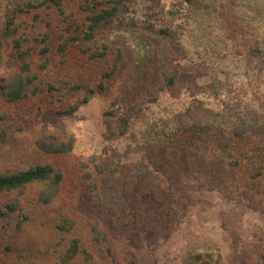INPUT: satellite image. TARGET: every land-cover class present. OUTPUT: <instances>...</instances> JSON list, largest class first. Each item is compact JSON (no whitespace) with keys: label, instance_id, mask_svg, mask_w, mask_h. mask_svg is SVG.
Segmentation results:
<instances>
[{"label":"rangeland","instance_id":"rangeland-1","mask_svg":"<svg viewBox=\"0 0 264 264\" xmlns=\"http://www.w3.org/2000/svg\"><path fill=\"white\" fill-rule=\"evenodd\" d=\"M13 2L21 0H0V25L11 12ZM195 3L178 6L176 0H138L132 14L134 21L150 18V23L161 24L166 23L165 18L173 12L170 18L176 44L172 45L174 53L170 55L168 73L174 77V88L158 90L161 82L146 70L142 79L147 80L149 90L144 89L141 82L129 83L126 70L133 61V50H137L140 42L151 48L160 44L157 39L139 38L135 31L121 24L113 30L121 28L122 33L110 30L105 35L115 42L116 48L124 50L125 60L119 70L104 81V90L98 89L72 118L56 113L60 103L48 107L44 102L49 100L43 98L24 100L10 107L0 102V117L5 116L2 126L6 130L5 141L0 144V173L24 169L31 160L44 162L45 155L35 151V143L41 136L53 134L59 139L74 140L71 153L54 161L55 168L64 174L67 204H57L63 209L56 206L51 212L33 209L31 216L36 217V222L44 220L50 224L52 216L71 215L85 233L89 223L98 222L113 241L124 243L144 264H188V256L207 249L206 245L217 249L220 264H261L264 177L260 180H251L247 174L232 177L227 166L168 159L161 146L154 151H137L132 149L130 138L107 141L104 137L103 113L111 106L115 94H120L114 106L119 114L141 108L144 121L134 120L131 133H138L144 123L173 131L207 111H233L245 119L256 114L264 124V61L248 53L254 48L264 50V0H244L235 11L225 0L213 3L206 0L203 3L207 9ZM78 4L79 0L69 2L66 12L79 18ZM234 12L248 22L244 31L232 23ZM49 13V18L47 13L42 19L62 26V23L57 24L60 23L58 13L55 10ZM25 20L28 24L33 21L32 18ZM129 22L126 19L125 24ZM58 27L53 25L51 31L43 28L42 32L50 31L56 40L60 34ZM51 46L55 51L50 56L51 72L56 75L73 72L82 82L98 83L114 62L110 57L98 61L82 55L75 46L60 56L56 46ZM14 73V69L0 68V78L10 79ZM213 89L218 95L210 93ZM243 136L248 149L264 148V133L248 131ZM92 159L95 162L90 164V171L111 165L123 167L128 176L136 173L134 164L143 162L159 178L158 195L153 197L142 190L136 178L131 189L120 196L124 206L119 208L120 205L111 202L108 205L111 209H102L85 192L75 193L74 185L83 175L81 165L92 163ZM205 160L213 158L207 154ZM67 187L72 190L70 193ZM34 193V189L28 188L21 198L26 215L33 208ZM3 203L0 199V206ZM34 233L43 241L40 244L43 248L49 235L41 227L24 222L18 216L0 220L1 246H10L15 252H27L37 236Z\"/></svg>","mask_w":264,"mask_h":264},{"label":"trees","instance_id":"trees-1","mask_svg":"<svg viewBox=\"0 0 264 264\" xmlns=\"http://www.w3.org/2000/svg\"><path fill=\"white\" fill-rule=\"evenodd\" d=\"M71 1L73 0H21L16 4L13 2L11 12L4 17L0 25V68L15 70L10 79L0 78V102L4 107L24 100L43 98L49 100L44 102L48 107H53L55 102L60 103L56 113L72 118L81 106L94 97L98 89L104 90V81L114 75L125 60L124 50L116 48L115 42L105 35V32L110 30L120 33L121 28L113 29L121 24L126 25L130 31H135L140 35L139 38L145 36L157 39L160 44L151 48L140 42L137 50H133V61L126 70V75L130 76L129 83L141 82L142 87L149 90L147 80L142 79L146 70L155 74L157 82H161L158 90L176 86L174 77L168 73L170 55L174 53L172 45L176 42V33H173L171 28L170 16L173 17V12H169L165 18L166 23L153 24L150 23V18L133 20L132 14L138 0H79L80 17L77 18L65 10V6ZM176 1L178 6L196 2L198 7L208 8L203 3L206 0ZM225 3L234 10L241 6L244 0H225ZM53 10L58 13L57 20L60 23L57 24L62 23L60 27L55 25V21L42 19V15L47 13L49 18V12ZM28 18L33 19L31 24L26 22L25 19ZM126 19L130 20L128 25L125 24ZM40 23L45 26L41 27ZM232 23L241 31L248 28V22L240 19L235 12ZM53 25L60 31L56 40L50 33ZM43 28L50 31L46 30L44 33ZM51 45L56 46V53L60 56H64L71 46H75L82 55H89L98 61L110 57L114 62L109 72H105L98 83L82 82L73 72H58L56 75L50 70V56L55 52ZM248 53L261 57L264 61V50L260 48L250 49ZM210 93L218 95L216 89L210 90ZM119 96L120 94H115L112 97L111 106L103 113L104 137L107 141L130 138L134 147L132 149L137 151H154L161 146L168 159L183 158L188 163L227 166L232 177L237 174H247L251 180L264 177V148L248 149L243 136V133L248 131L264 133V124H261L258 115L254 114L251 119H245L233 111H207L200 116L196 115L187 121L184 127H176L173 131L144 123L138 133H131L133 121H144V116L141 108H133L130 113L119 114L114 108ZM4 120L3 115L0 117V144L6 138V130L2 126ZM35 146L36 153L45 155L44 162L31 160L24 169L0 173V199L4 202L0 206V220L18 216L24 222L34 223V226L48 232L49 240L41 248L43 241L34 233L37 236L25 253L15 252L10 246H1L0 243V264H144L143 259L124 243L113 241L98 222L89 223L86 233L71 215L58 218L52 216L50 224L44 220L36 222V217L31 216L33 209L51 212L57 204H67L64 174L55 168L54 161L71 153L74 140L59 139L53 134H46L36 141ZM207 154L213 160H205ZM94 162L95 159H92V163L81 165L83 175L74 185L77 188L75 193L85 192L88 198L99 204L102 209H111L108 208L111 202L117 203L120 208L123 205L120 196L131 189L136 178H139L142 190L148 191L153 197L159 193L161 186L158 176L143 162L134 164L137 170L131 176L124 173L128 171L123 170V167L111 165L90 171V164ZM28 188L34 189L35 193L32 195L34 201L31 202L33 208L26 215L21 198ZM66 189H69V193L72 191L68 187ZM25 201H28L27 198ZM56 208L63 209L62 206ZM20 228L18 226V229ZM205 247L207 249L202 252L188 256V264H220L221 257L217 249L210 245ZM260 262L264 264V256H261Z\"/></svg>","mask_w":264,"mask_h":264}]
</instances>
